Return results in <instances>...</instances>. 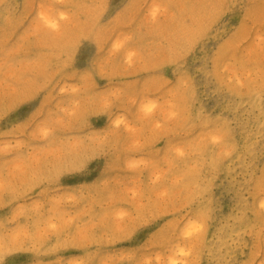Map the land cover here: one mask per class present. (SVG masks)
Instances as JSON below:
<instances>
[{
	"label": "rangeland",
	"instance_id": "obj_1",
	"mask_svg": "<svg viewBox=\"0 0 264 264\" xmlns=\"http://www.w3.org/2000/svg\"><path fill=\"white\" fill-rule=\"evenodd\" d=\"M0 264H264V0H0Z\"/></svg>",
	"mask_w": 264,
	"mask_h": 264
}]
</instances>
